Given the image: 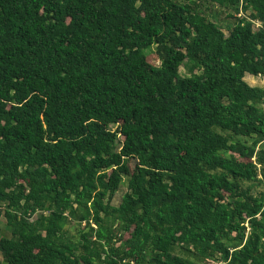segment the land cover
I'll return each mask as SVG.
<instances>
[{"label":"trees","instance_id":"1","mask_svg":"<svg viewBox=\"0 0 264 264\" xmlns=\"http://www.w3.org/2000/svg\"><path fill=\"white\" fill-rule=\"evenodd\" d=\"M247 74L264 0H0V264H264Z\"/></svg>","mask_w":264,"mask_h":264},{"label":"rangeland","instance_id":"2","mask_svg":"<svg viewBox=\"0 0 264 264\" xmlns=\"http://www.w3.org/2000/svg\"><path fill=\"white\" fill-rule=\"evenodd\" d=\"M222 9V8H221ZM220 8H218V11H217V8L214 9L217 13H218V16L217 18L214 17V16H211V19L213 20H218L222 23H224V25H228V22L226 20V17H225V14H223L222 10ZM213 10V9H212ZM213 10V12H214ZM256 26L259 25L258 22L255 23ZM154 63L156 64H159L160 61L159 60H154ZM190 62L188 60H186L185 64L181 66V73L182 75L184 76H189L191 75V71H190ZM246 81H248L252 86H262L264 85V75H258V76H254V75H251V74H247L246 75ZM114 129L116 127H113ZM127 191L125 185H123L121 187V189L116 193V195L114 196V199H113V204L115 205H118L122 199V196L124 195V193ZM39 215V214H38ZM37 217V216H36ZM0 228L5 232L7 231V222H6V219L5 217L2 218L1 220V223H0ZM69 229H70V232L71 233H75L74 231V227L72 225L69 226ZM205 264H217L216 261H213V260H209L207 263Z\"/></svg>","mask_w":264,"mask_h":264},{"label":"built area","instance_id":"3","mask_svg":"<svg viewBox=\"0 0 264 264\" xmlns=\"http://www.w3.org/2000/svg\"><path fill=\"white\" fill-rule=\"evenodd\" d=\"M260 24V23H259ZM264 75V74H263Z\"/></svg>","mask_w":264,"mask_h":264}]
</instances>
